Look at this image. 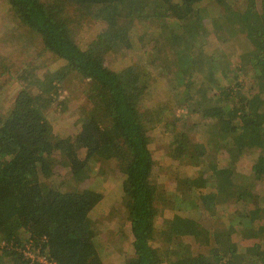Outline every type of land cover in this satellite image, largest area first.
Segmentation results:
<instances>
[{
    "label": "trees",
    "instance_id": "1",
    "mask_svg": "<svg viewBox=\"0 0 264 264\" xmlns=\"http://www.w3.org/2000/svg\"><path fill=\"white\" fill-rule=\"evenodd\" d=\"M9 2L63 64L43 76L23 71L18 79L25 86L0 112V264H44L26 257V246L48 264H105L91 218L103 192L69 182L63 189L39 178L50 177L59 165L80 182L88 162L98 158L111 160L122 178L118 201L131 235L125 264H264V0H159V9L135 19L158 31L140 35L148 46L142 64L120 69L95 48L79 46L58 6ZM71 2L110 5L118 19H130L137 6V0ZM212 33L223 43L245 37L246 53L255 54L239 69L246 65L260 90L240 89L238 74L210 52ZM125 34L124 42H116L123 49L131 47V32ZM157 74L165 78L170 102L200 117L194 129L205 136L200 156L188 134H173V165L193 167L178 174L168 191L154 176L151 127L138 101L149 95ZM70 76L87 81L85 96L93 106L81 111L74 141L55 137L46 115L49 94ZM252 153L249 167L241 169ZM217 154L228 159L224 167L198 169L205 156ZM221 217L225 231H250L255 240L241 248L229 232L232 243L223 250L228 234L214 228Z\"/></svg>",
    "mask_w": 264,
    "mask_h": 264
},
{
    "label": "rangeland",
    "instance_id": "2",
    "mask_svg": "<svg viewBox=\"0 0 264 264\" xmlns=\"http://www.w3.org/2000/svg\"><path fill=\"white\" fill-rule=\"evenodd\" d=\"M41 2L48 6H58L61 9L64 24L79 46L84 49L95 48L97 53L113 68L120 69L130 63L140 67L141 60L144 59L145 52L148 51V46H145L146 38L140 37V35L144 32L151 35L158 33L148 21L139 22L135 19L144 13L159 9V0H137V6L130 19H118L116 10L110 5L97 8L94 5H78L71 0H41ZM126 30L127 33L131 32V39L127 35L131 47L123 49L121 47L123 43L116 42L118 39L119 42H124V38L126 40ZM208 48L211 53L219 55L222 62L226 63L227 61V65L236 72L235 74H238L236 78L243 92L254 93L260 90L256 81L250 77L249 68L245 65L243 70L239 69L244 64H248L250 56L255 54L253 51L246 53L250 44L245 37L235 39L231 37L223 43L212 33ZM62 64V60L44 48L41 38L22 23L14 5L9 0H0L1 114H5L4 111L11 107L18 90L25 86L24 82L18 79L23 71L36 72L43 76ZM150 83L152 85L149 95L139 96L138 101L140 108L149 118L151 127L150 150L154 158L153 173L154 176L157 175V180L168 191L175 183L178 174L182 177L188 175L191 173L190 168L193 167L191 164H183L182 167L173 165L169 155V142L173 134L177 137H180L184 132L188 134L192 142L191 145H196L194 150L200 156L202 150L198 143L203 144L205 136L204 132H201L202 129H194V121L199 120L200 117L196 114H185L184 108L170 102L169 98L165 96L166 81L162 75H154V81L150 80ZM86 84L87 81L70 76L60 83L56 93L49 94L46 115L52 124V133L55 137L70 136L71 141H74L81 122V111H90L93 108L85 96ZM79 155L83 156L84 151L79 150ZM254 156L255 153L245 155L244 160L239 163V167L246 170ZM227 161L228 159L221 154L208 155L197 166H199L198 169L213 171L217 167H224ZM112 164L113 162L109 159L98 158L89 161L87 167L83 169L84 173L79 175L80 182L71 177L67 168L59 165L50 177L39 176V178L44 182L59 183L63 189H69L67 187V182H69V185L75 187L83 186L102 191L103 200L91 212L92 221L97 225L100 233L102 259L105 264H125L130 254L131 235L127 231V225L123 222L125 214L119 207L118 201L121 194L122 178L114 166L110 167ZM82 178L85 179L81 181ZM215 223L214 228L219 233L225 231L226 224L222 217L218 218ZM229 232L233 233L231 238L238 242L241 248L255 240L253 232L250 231L237 233L227 229L224 233L228 234ZM231 238L229 234L228 237L223 238L224 246L221 247L223 250H227L231 246ZM2 244L3 242L0 241V247ZM158 245L156 248L159 251L161 249ZM27 247L31 248L26 246L24 250L27 251ZM35 259L37 260V258ZM162 264H165V261Z\"/></svg>",
    "mask_w": 264,
    "mask_h": 264
},
{
    "label": "built area",
    "instance_id": "3",
    "mask_svg": "<svg viewBox=\"0 0 264 264\" xmlns=\"http://www.w3.org/2000/svg\"><path fill=\"white\" fill-rule=\"evenodd\" d=\"M28 247H27V251L26 250H24V255L26 256V257H29V258H31L32 260H35V256L31 253V252H29L28 251ZM37 260H39V261H41L42 263L44 262V264H48L47 262H46V260L44 259V257H42V258H37Z\"/></svg>",
    "mask_w": 264,
    "mask_h": 264
}]
</instances>
